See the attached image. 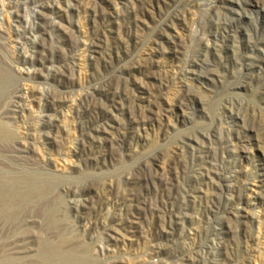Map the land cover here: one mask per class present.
<instances>
[{
	"label": "rangeland",
	"instance_id": "374dc122",
	"mask_svg": "<svg viewBox=\"0 0 264 264\" xmlns=\"http://www.w3.org/2000/svg\"><path fill=\"white\" fill-rule=\"evenodd\" d=\"M0 126V264H264V0H0Z\"/></svg>",
	"mask_w": 264,
	"mask_h": 264
},
{
	"label": "bare ground",
	"instance_id": "6f19581e",
	"mask_svg": "<svg viewBox=\"0 0 264 264\" xmlns=\"http://www.w3.org/2000/svg\"><path fill=\"white\" fill-rule=\"evenodd\" d=\"M1 127V126H0ZM1 130V129H0ZM4 131V130H3ZM3 131H1V133H3ZM6 135H7V133H6ZM3 136H5V135H3ZM3 136H1V134H0V137H3ZM3 138H5V137H3Z\"/></svg>",
	"mask_w": 264,
	"mask_h": 264
}]
</instances>
